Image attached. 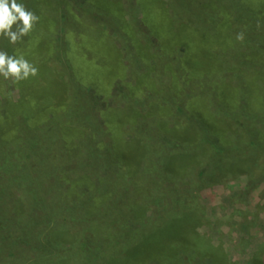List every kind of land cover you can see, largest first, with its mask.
Returning <instances> with one entry per match:
<instances>
[{
    "label": "rangeland",
    "instance_id": "1",
    "mask_svg": "<svg viewBox=\"0 0 264 264\" xmlns=\"http://www.w3.org/2000/svg\"><path fill=\"white\" fill-rule=\"evenodd\" d=\"M68 1L71 14L77 18L80 26L85 27L82 33L76 35L75 42L80 44L79 48L90 53L81 42L86 36L91 39L89 43L94 46L93 49H99L98 42L102 38L107 39L115 50L123 48L115 26H105L97 16L85 15L83 5L86 0ZM119 1L126 23L139 34L143 19L140 1L150 4L156 14L163 7L168 9L169 15L174 16L170 26V30L174 31L171 39L175 43L185 42L188 48L185 59L180 53L177 57H182L189 68L195 69L187 70L186 76H183L173 71L172 66H176V63H166L164 56H151L150 61H139L125 47L121 58L114 56L115 53L111 55L114 57L109 59L107 68L100 66V58L94 51L85 55V60L88 59L87 62L91 64L89 75H85L95 83L99 93H95L96 90L90 86L77 88L68 77L62 75L57 79L52 77L46 85H41L36 106L39 110L30 108L26 114H39L46 107L54 106L62 108L68 118L66 121L58 120L59 113L51 108L54 115L46 117L48 124L37 125L36 130L29 129L30 133L23 132L9 141L13 154L8 151L9 148H5V144L0 146V264H147L146 251L142 249L145 245L143 240L140 239L143 245H135L133 238L128 239L118 254L113 247L110 248L107 239L119 231L116 228L120 222L115 216L120 214L114 209L112 211V206L123 209L129 219H134L139 213L142 214L144 199L149 198L162 199L169 209L179 204L184 207H187L185 204L191 205L190 209L198 217L194 233L215 249H220L228 264H264V174L244 173L236 166L218 170V166L226 167L227 162L224 157L207 150L201 156L206 157L205 162L199 165V171L195 173L200 156L196 154L195 157L193 147H181L182 152L166 147L169 152L174 151L172 155L169 154L171 173L175 180L180 177L181 181L168 183L165 178L168 183L165 184L153 176L145 178L143 171H159L160 168L153 162L157 152L154 151L155 143L150 140L176 133L179 127L172 128L174 123L180 122V137L185 141H193L197 136L199 129H195L194 120L181 111L193 99L197 102L194 104L203 110L208 107L210 113L205 119L216 112L211 128L231 135L232 139L239 140L247 127L254 126L257 119L247 115L245 107L237 114H230L224 101V107L218 104L216 110L205 98L217 89L220 93L225 92L226 101L229 95L232 98L248 93L250 97L258 96L264 105V23L233 22L227 32L225 26L222 27L223 16L232 17L233 11H224L226 0ZM64 27L56 28L55 40L58 43L66 33ZM241 32L244 34L243 41L237 40ZM135 39L139 51L147 50V46L150 49L157 41L146 33ZM7 40L0 37V51L7 52ZM155 50L150 49L147 53H154ZM74 55L77 58V54ZM59 70L63 71L64 68L59 66ZM63 77L67 78L65 82L61 81ZM0 82L4 86L1 107H4L6 97L11 96L14 102L21 99L23 90L18 83L4 78ZM238 105L242 106L241 103ZM84 108L97 119L94 123H89L88 118L83 116ZM111 115L121 123L123 141H132L136 137L142 139L145 145L136 147L138 142L134 143L131 157L139 159L143 153H151L146 163L139 164L141 182H124L126 195L121 199L116 194L115 185L118 182L113 180L115 173L110 164L102 160L100 165L95 157L96 160L92 159V164L86 167L82 165L81 157L86 152L83 138H88L91 131L100 137V125ZM62 123L70 124L64 128V135L69 140H76L72 149L78 161L74 165H70L69 155H63L57 133ZM83 125L90 131H84ZM110 127L114 128L112 125ZM0 133H4V130ZM106 136L105 144L112 147L114 140L111 133ZM162 141H157L161 147ZM163 152H166L164 148ZM90 157L88 155L86 161ZM236 157L232 155L231 160L234 161ZM165 160L168 162V159ZM84 176L89 178L90 184H94L96 192L102 190L111 194L106 198L107 203L95 202L101 206L95 211H87L85 214L92 217L85 219L82 217L81 201L89 200H83L80 188L68 189L69 185L80 186ZM136 179L139 180V177ZM138 200L143 205L138 204ZM152 200L147 203L145 213L148 219L156 220L165 213V209ZM140 207L141 210H138ZM159 220L162 223L163 218ZM175 224L160 228L158 236L167 237V246H157L155 259L161 261L164 251L173 256L169 246L176 245L189 233L188 221L180 220L177 227ZM130 225L132 229L141 230L138 223ZM138 234L142 238L145 232ZM180 262L188 264L187 257L181 254Z\"/></svg>",
    "mask_w": 264,
    "mask_h": 264
},
{
    "label": "trees",
    "instance_id": "2",
    "mask_svg": "<svg viewBox=\"0 0 264 264\" xmlns=\"http://www.w3.org/2000/svg\"><path fill=\"white\" fill-rule=\"evenodd\" d=\"M226 1V8L224 9V11H233L232 17L231 15H229L230 17L226 15L223 16L222 27L225 26L224 28L227 32V29L233 22L238 23L240 21H243L246 23H264V15L262 14V12L264 11V0ZM18 3H23L27 7V9L33 11L39 17V22L35 26V29L28 36L23 37L22 42H18L17 44L13 45L9 42V40H7L8 46H6V50L10 55L22 54L29 61L31 59L30 62L38 68L39 72L36 77L19 82L18 86H20L21 90H23L21 99L17 102H14L11 96L6 97L4 107H1V94L2 92L4 93V86L3 83L0 82V131L4 130V133H0V146L2 144H5V148H9V152L11 151L9 147V141H11V139L19 136L23 132L28 134L31 132V129L35 128L36 130L37 125L48 124V119H46V117H53L54 115L53 109L51 108H54L56 113H59L58 120L61 119L66 121V118H68V115H66L65 111H62V108L58 109L54 106L46 107L45 109L41 110L39 114H26V111L30 108L36 109V106H38L37 99L40 95V91H42L39 87L41 85H46L48 83V80H51L52 77L56 79L61 75L68 77L72 85H76L77 88H83V85L87 87L90 86L94 89V91L96 90L95 93H99V90L95 89V83L89 80L85 75H89V69L91 67V64L87 62L88 59L85 60V55H90L92 51H94V54H96L100 58V66H104L106 68L110 64L109 59L112 60L114 56H118L121 58V53L125 51L124 48L127 47L131 54H134L133 56L137 57L139 61L145 59L149 60L151 56H164L166 58V63L169 62L171 65H174V63H176V66H172L173 71L180 73L183 76H186L187 70L195 69L194 67L192 69L191 67L189 68L186 60H184L185 56L188 53V48L186 47L185 42L181 41V43H175V40L171 39L174 31L170 30V26L173 23L174 16H170L169 12L167 11L168 9H166L165 7L161 9L159 14H156L155 12H153L152 7L149 6L150 4L140 1V9L143 12V19H141L142 25H139L141 30L139 32L141 35L145 33L147 35H151L154 39L157 40L155 45L151 46L150 48H156L157 50H155L154 53L149 54L147 53L148 50H150L148 46L146 47L147 50H138L137 44L135 43V38H139L141 35L133 29L132 25H128V23H126L122 5L119 0H86L83 5L85 15L87 17L90 15L97 16V18L101 22H103V25L105 26H115L123 43L122 49L115 50V48L112 47L111 43L107 39L102 38L98 42L99 49H97L96 47L95 49H93L94 46L89 43L92 42L91 39L89 38V36H86V38L82 39L81 42L86 45L88 51L90 52L88 53L87 51H85V49L79 48L80 44H76L75 42L76 35L82 33L85 27L80 26L77 18L71 14L70 3L68 0H18ZM59 12L61 13L60 17ZM213 13L214 12H212V14ZM235 13H237L238 15H234ZM218 14L219 12L217 11V19ZM251 19H253V21ZM63 25L65 26L64 29L66 30V33L63 34L61 41L58 43L55 40L56 28L58 26L63 27ZM143 26H145L146 28H144ZM182 35L184 36V33H182ZM80 38H82V36ZM113 53H115L114 56H111ZM178 53H180V55L183 54L184 59L180 56L177 57ZM74 54H77V58L74 57ZM106 58L108 59L106 60ZM59 66L64 68V70H59L60 72L57 71ZM64 72L66 73L65 75L63 74ZM65 77L61 78L62 82H65V79H67ZM215 90L216 91H213L212 94L209 93L210 96H207V98H205L206 101L210 100L207 102L209 105L213 106V108L217 110L218 104L220 106H223L224 103L222 102L224 101L226 104V109L230 111V114H237L239 110L245 107L246 114L257 119V122L254 124V126L247 127L239 140L238 138L232 139L231 135H224L222 131L220 132L211 128V126L215 123L214 116L216 115V112L213 113L214 115L209 114L207 119H205L204 117L208 113H210L208 107L205 108L206 110H203V108L198 104H194L197 102L193 101L195 100L193 99L192 101H190V104L188 106L187 104H185L181 111L182 114L186 113L191 119L194 120L195 129H199L197 136L193 141L190 142L182 139L179 132L181 129V124L180 122H178L176 124L174 123V126H171L172 128L179 127V130L173 135L167 134L166 137L162 139L153 138L152 140H150L156 144H154V151L157 152H155L153 162L154 165L156 167H159L160 169L156 173L155 171L150 172L149 169H144L143 171L145 172V178L147 176H153L156 177L157 181L164 182L165 184L181 181L180 177H177L175 180V177L172 175L171 169L169 168V159H171L169 154L172 155V152L179 149V152H182L181 149L183 150V148L181 147H193V153L195 157H197L196 154L200 156L199 160L196 162L198 164L195 169V173L199 171L197 170L199 165L205 162L206 157L201 156L203 155L202 153L207 150V152L211 154H216L218 156L224 157L225 161L227 162L226 167L222 168L218 166V170L220 169L223 171L231 166H236L239 167L244 173L255 174L257 172H261L262 174H264L263 100H261L258 96L253 97L252 95V97H250V94L243 93L238 97H235V95L232 98L229 95L228 100L226 101L224 97L225 92L223 91V93H220V91H218L217 89ZM235 99L237 101H235ZM239 103H241L242 106L238 105ZM44 112L46 113V115L44 114ZM82 112L83 116L86 119L88 118L87 120L89 123H94V121L97 120L85 108ZM39 119L41 121L38 122ZM67 123H62L61 129L57 133L59 134L60 143L63 148V155H69L70 165H74L78 161L72 149V146L76 140H69V137L67 135H64V128L70 125ZM120 124L121 123H119L118 119L115 116L111 115L109 119L105 118L104 122H102V124L100 125L102 132V135L100 137L91 131V134L88 136V138H83L86 142V148L84 149V151H86L87 154H85L86 152L82 153L81 157H83L82 165H85L86 167L92 164V159L96 160L95 157L97 158L100 165L102 160L103 162L106 161L110 164L109 167H111L115 173L113 176V180L118 182L115 185L116 194H118L119 198L121 199L126 195L125 192L127 187L125 186L124 182H141V168L139 166L141 165V162L146 163V160L149 159L148 155L150 154L151 156V153H143L139 159H134L133 157H131L130 151L134 143L138 142V145L136 147L145 145L142 139H136V137H134L132 141H123L121 135L124 133L122 128L120 127ZM102 125L104 127H102ZM111 125L114 126V128H111ZM83 129L86 132L90 131L86 129L84 125ZM108 133H111V138L114 140L112 142V147L110 145L107 146L104 141L107 139L106 135ZM158 140H163V147L158 145ZM166 147H173L174 151L169 152ZM163 148L164 150H166V152H163ZM11 154H13V151H11ZM162 154L163 158L161 159ZM88 155H90L91 157L86 161ZM232 155L233 157L237 156L235 158L236 160H231ZM165 159H168V162H166ZM201 159L204 161L201 162ZM233 162H236L238 164H233ZM137 177H139V180L136 179ZM165 178H167L168 183ZM172 178H174L175 181H173ZM169 186L172 185L169 184ZM180 186H184V184H181ZM94 187V184H90V180L86 176L83 177L82 181L80 180V186H68V189L70 190H72L73 188H75L76 190L77 188H80L82 192H78L76 194L80 193L81 196H83V200H89L84 202L81 201V212L84 219L86 217H92V215L87 216L85 214L87 211H95L98 207L101 206L100 204L97 206L95 202L107 203L108 199L106 198L111 195L102 190H97L96 192ZM114 193L113 195H115ZM72 196H75V194L72 193ZM144 200V211L142 209V214L139 213L137 218L134 219H129L123 209H118L114 206H112V208L110 207L112 211L114 209L120 214L115 216H118L120 222L117 224L118 227L116 228V230L119 229V231H116L112 237L107 239V243L110 248L113 247L119 254V250L123 248V244L128 239L132 240L133 238V243L135 245H143V243H140L141 239L145 242V245L142 249L148 253L146 254L145 252V262L147 264H153V262H156V264H175V262L182 264L180 262L181 254L187 257L188 264H228L225 255L220 249H215L208 242L199 238L194 233V228L198 221V217L196 213L190 209L191 205L185 204V206L188 207L187 208L179 204L169 209L167 208L165 202L162 203L163 200L160 198H154L153 200L149 198ZM151 200L157 204H160L161 206H164L165 209V213L161 214L156 220L148 219L146 217L145 212L147 203L151 202ZM137 202L138 204L141 203L140 205H143V203L139 200ZM76 209H78V207ZM138 210H141V207ZM160 217L163 218L162 223H160ZM180 220H186L190 223L188 224L189 233L183 236L181 240H178V243H176V245L169 246V250L174 253L173 256L164 251L162 253L163 258L161 259V261L160 259H155L157 255V246L159 244H167L166 236L163 235V238L158 236L160 234V228L162 227V229H165L170 224L175 223V226L177 227ZM132 223L140 224L139 228L141 230L139 231L136 229H132L130 225ZM140 232H145V235L142 236V238H139L140 236L138 233Z\"/></svg>",
    "mask_w": 264,
    "mask_h": 264
},
{
    "label": "clouds",
    "instance_id": "3",
    "mask_svg": "<svg viewBox=\"0 0 264 264\" xmlns=\"http://www.w3.org/2000/svg\"><path fill=\"white\" fill-rule=\"evenodd\" d=\"M39 22V17L18 0H0V37L9 40L13 45L22 42ZM237 40L243 41L244 34L237 35ZM38 68L24 55H10L0 51V76L14 83L34 78Z\"/></svg>",
    "mask_w": 264,
    "mask_h": 264
}]
</instances>
